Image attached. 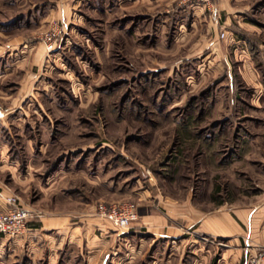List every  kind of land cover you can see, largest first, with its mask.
<instances>
[{
	"label": "rangeland",
	"instance_id": "rangeland-1",
	"mask_svg": "<svg viewBox=\"0 0 264 264\" xmlns=\"http://www.w3.org/2000/svg\"><path fill=\"white\" fill-rule=\"evenodd\" d=\"M92 1L71 28L56 18L16 26L0 6V105L24 107L0 122V185L40 210L28 220L88 198L94 206L136 204L141 188H155L162 210L170 198L212 210L257 197L264 183V0H242L256 28L244 37L255 68L229 81L215 78L221 72L213 75L202 46L191 43L199 26L189 39L183 26H118L125 16H106L102 0ZM178 1L202 2L214 21L212 0ZM55 22L61 30L47 50L39 35ZM243 236L246 264L264 242L251 246ZM208 239L213 250L234 247L229 236ZM4 257L0 264L30 261L23 253Z\"/></svg>",
	"mask_w": 264,
	"mask_h": 264
},
{
	"label": "crops",
	"instance_id": "crops-1",
	"mask_svg": "<svg viewBox=\"0 0 264 264\" xmlns=\"http://www.w3.org/2000/svg\"><path fill=\"white\" fill-rule=\"evenodd\" d=\"M86 1L0 0V6L8 11L7 15L17 17L9 22L16 26H43L49 19L56 18L63 26L71 28ZM212 2L216 21L207 19L202 2L102 0V7L106 16L112 12L125 16L118 26H168L167 31L171 29L169 26H183L187 39L199 26L200 32L191 43L202 46L204 52L200 58L211 66L213 75L221 72L215 78L226 77L229 81L232 74L242 73V70L251 77L255 67L244 37L248 40L249 33L256 28L249 19L251 14L246 9V1ZM142 14L148 15L145 21ZM9 19L3 18L1 22L7 23ZM219 21L224 24L223 36H218ZM185 26L193 28L187 30ZM180 58H185V54ZM19 106L1 104L0 122L3 123V116L14 108L16 111L24 109ZM154 189H150L152 193L146 188L139 189L137 215L123 229L116 230L107 219L96 214L93 198L76 206L50 207L44 214L28 220L25 234L0 233V256L3 254L6 260L13 261L23 253L30 257L28 264L36 259H44L48 264H244L243 235L251 246L264 242V183L252 200L230 203L225 209L220 203L212 210L199 209L188 198L180 201L170 198L166 209L162 210L157 206L159 197ZM7 193L10 191L0 185V207ZM213 236H229L234 247L230 252L218 247L213 250L207 245L211 243L203 240Z\"/></svg>",
	"mask_w": 264,
	"mask_h": 264
},
{
	"label": "built area",
	"instance_id": "built-area-1",
	"mask_svg": "<svg viewBox=\"0 0 264 264\" xmlns=\"http://www.w3.org/2000/svg\"><path fill=\"white\" fill-rule=\"evenodd\" d=\"M208 8L210 9L209 17L216 21L217 14L212 8ZM60 30L61 26L55 22L40 33L39 36L43 41L45 49L48 50L53 47ZM218 32L220 36L224 34L222 28ZM1 114L2 111L0 110ZM3 200L4 205L0 207V233L9 236L24 233L28 229L27 222L29 216L38 214L40 210L24 205L17 195L12 192L5 194ZM94 207L96 214L107 219L117 229L127 227L130 220L137 215V206L131 200H98ZM262 256H264V248L259 249L256 253L249 254L246 264H257L258 259Z\"/></svg>",
	"mask_w": 264,
	"mask_h": 264
}]
</instances>
